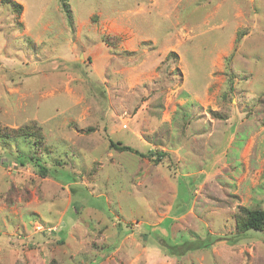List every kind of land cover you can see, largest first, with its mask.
I'll list each match as a JSON object with an SVG mask.
<instances>
[{
	"label": "rangeland",
	"instance_id": "1",
	"mask_svg": "<svg viewBox=\"0 0 264 264\" xmlns=\"http://www.w3.org/2000/svg\"><path fill=\"white\" fill-rule=\"evenodd\" d=\"M15 1L0 127L44 139L0 154L49 172L0 162V264H264V0Z\"/></svg>",
	"mask_w": 264,
	"mask_h": 264
},
{
	"label": "trees",
	"instance_id": "2",
	"mask_svg": "<svg viewBox=\"0 0 264 264\" xmlns=\"http://www.w3.org/2000/svg\"><path fill=\"white\" fill-rule=\"evenodd\" d=\"M3 3H7L12 6L13 11L16 12L17 14L21 13L23 6L19 2L15 0H1ZM63 9L67 15L68 20L71 22V10H70V5H69V0H61ZM109 45H114V43H109L108 39H105ZM172 55H176L175 52L172 53ZM232 80V79H231ZM17 137H22V138H29L33 140V144L37 146H42V142L44 139V135L41 132V128L36 127L32 128L29 126H23L17 129H5L0 127V139L3 140H11L13 138ZM111 146L114 147L115 149L118 150H124V151H132L135 152L136 154H139L143 157L146 156V154L139 152L138 150L134 149L133 147L129 145H125L122 142H114L110 141ZM164 154H160V157L157 158V162L161 160V156ZM9 158H7V161L3 160V157L0 154V162L2 161L3 164H7L8 162H15L18 164H26L29 162H33L39 167V172L47 176L49 172L48 166L42 164L40 156L36 155L35 153H30V154H14L12 152L8 153ZM241 213L237 216V230L239 233H245L250 229L254 230H263L264 229V209L262 208H254V209H249V208H242Z\"/></svg>",
	"mask_w": 264,
	"mask_h": 264
}]
</instances>
